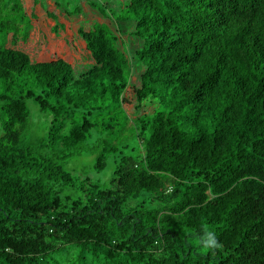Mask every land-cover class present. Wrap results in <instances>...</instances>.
Returning a JSON list of instances; mask_svg holds the SVG:
<instances>
[{
  "label": "trees",
  "instance_id": "obj_1",
  "mask_svg": "<svg viewBox=\"0 0 264 264\" xmlns=\"http://www.w3.org/2000/svg\"><path fill=\"white\" fill-rule=\"evenodd\" d=\"M109 1L86 0L122 51L102 24L80 30L86 71L0 44V264H264V0ZM29 102L47 121L35 139ZM114 111L130 155L94 131ZM86 155L98 173L113 161L109 184L64 169ZM156 162L182 169L171 186Z\"/></svg>",
  "mask_w": 264,
  "mask_h": 264
},
{
  "label": "rangeland",
  "instance_id": "obj_2",
  "mask_svg": "<svg viewBox=\"0 0 264 264\" xmlns=\"http://www.w3.org/2000/svg\"><path fill=\"white\" fill-rule=\"evenodd\" d=\"M23 1L25 0H19V6L21 3L23 4ZM34 1V0H32ZM105 3H110L109 0H99ZM38 8L32 7L31 10H28L27 13V19L30 28L36 27L40 31L41 38L44 35V39H46V42L49 43L47 35L53 39V37L50 34V28H51V21L48 18L50 15V18L52 21L57 24L56 29L53 30V35H57V38L61 40V44L58 43L57 48L54 49V47L47 49V57H43V49L41 47H37L34 49L29 50V47L27 48L26 44V38L24 39L23 44H21V47L19 50H26L25 53L23 51H15L17 54L20 55H26V53L30 54V58L34 63H39L42 61H54L57 58H61L64 60H67L71 64L76 65L81 71H86L89 67L94 65V61L92 59V55L87 52L84 40L82 36L78 35V32L84 31L85 33L89 32V28L94 23H99L105 26V28L108 31V38L113 46V48H116L120 51H122V47L120 45V39L119 42L117 41V38H120L119 34L117 33V29L115 28L116 22L113 18H111V14L106 8L103 6L97 5L95 8L91 6L90 3L86 2V0H50V3L47 2V0H37ZM86 3V4H84ZM58 5V12L61 11L63 14L67 15V12H70L72 14H75L74 17L67 16V18H64V15H59L58 12H56V8ZM102 4V3H100ZM53 6L55 10H51L50 7ZM67 9V11L64 13V9ZM113 6L110 4V8L112 10H115L112 8ZM37 8V9H36ZM79 8H82L77 14L75 13L76 10ZM38 10H42L43 13H41ZM45 16V17H41ZM61 17V18H60ZM105 18V20H103ZM66 25L68 28H66ZM117 27V26H116ZM73 31V33L71 32ZM122 40L125 42L124 38ZM117 41V42H116ZM26 44V45H25ZM131 44V43H130ZM129 44V45H130ZM128 45V44H125ZM73 46V47H72ZM127 47V46H126ZM31 48V47H30ZM133 49H135L134 46H132ZM128 51V49L126 48ZM45 52V51H44ZM135 81V79L132 80V83ZM129 95L133 94V91L131 89L128 90ZM133 102L131 101V98L129 97L128 102L124 105V108L126 112L129 114L130 117H132V107ZM29 109L31 112V116L33 118V125L32 129L29 130V135L31 139H35L38 136H41V134L46 130L47 121L44 119L45 116L40 113L39 109L36 107V105L33 102H29ZM112 111V110H111ZM114 114L105 113V114H94L93 117H91L92 123L95 124L96 128L94 129L95 132H98L99 134H102L99 131L107 130L110 134V142L114 144L116 147H119L123 149V151L129 154V148L130 145L134 142V132H133V125L130 121L129 116L125 113H122L120 111H114ZM106 115H109V121L106 120ZM121 115V116H118ZM74 117L76 119H81L82 116L78 114H74ZM114 119V120H113ZM99 130V131H98ZM131 135V136H130ZM107 139L109 138L108 133L106 134ZM138 145V144H137ZM132 150V148H130ZM138 152V151H137ZM136 157L140 155V153H134ZM96 163V159L92 155H86L84 157L80 158H74L72 159L67 165L64 166V169L72 174L75 177H82V178H90L92 181L99 182L102 184H109L113 177V172L115 170V166L113 164V161L109 159L107 163V167L102 173H98L94 170ZM205 165V163H203ZM151 169L153 171H156L159 173V175L167 181V183L171 186L174 183V179L177 174H179L182 169H171L169 168L165 163L162 162H156L154 164H151Z\"/></svg>",
  "mask_w": 264,
  "mask_h": 264
},
{
  "label": "crops",
  "instance_id": "obj_3",
  "mask_svg": "<svg viewBox=\"0 0 264 264\" xmlns=\"http://www.w3.org/2000/svg\"><path fill=\"white\" fill-rule=\"evenodd\" d=\"M6 1L7 0H0V44L3 45L6 49L12 50L14 52L23 51V53H25L26 50H19V49L21 47V44H23L24 39L27 37L26 38L27 48L29 47V50H31L37 47H41L43 49L42 56L47 57L48 55V53L46 52L47 49L51 47L52 48L54 47L55 49L57 48L58 43L61 44V40L57 38V35H53L52 33L53 32L52 29H56V28H55V23L50 18V15L48 16V18L52 23L50 28V34L53 37V39H51L47 35L48 38L47 41H49V43H47L46 39H44V35L41 38L40 31L36 27L30 28L27 19V13L28 10L30 11L31 8L33 7L32 0L23 1V4H21L20 7H14L11 5L8 6ZM36 7L38 8V6ZM50 9L53 11L55 10L53 6H51ZM39 11L43 13L42 10H38V13ZM39 15L41 16V14ZM43 15L45 14L43 13ZM41 17H45V16H41ZM66 28H68L67 25ZM71 32L73 33L72 30ZM26 56L30 58V54L26 53Z\"/></svg>",
  "mask_w": 264,
  "mask_h": 264
},
{
  "label": "clouds",
  "instance_id": "obj_4",
  "mask_svg": "<svg viewBox=\"0 0 264 264\" xmlns=\"http://www.w3.org/2000/svg\"><path fill=\"white\" fill-rule=\"evenodd\" d=\"M200 243L205 250L215 251L223 247V245L218 241L216 233L208 230L203 232L200 237Z\"/></svg>",
  "mask_w": 264,
  "mask_h": 264
}]
</instances>
